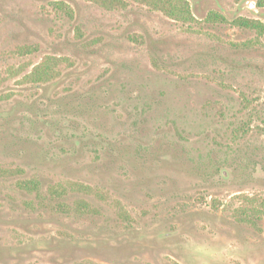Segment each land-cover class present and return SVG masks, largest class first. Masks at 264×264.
<instances>
[{"label": "rangeland", "instance_id": "obj_1", "mask_svg": "<svg viewBox=\"0 0 264 264\" xmlns=\"http://www.w3.org/2000/svg\"><path fill=\"white\" fill-rule=\"evenodd\" d=\"M184 1L0 0V264H264V9Z\"/></svg>", "mask_w": 264, "mask_h": 264}, {"label": "trees", "instance_id": "obj_2", "mask_svg": "<svg viewBox=\"0 0 264 264\" xmlns=\"http://www.w3.org/2000/svg\"><path fill=\"white\" fill-rule=\"evenodd\" d=\"M92 2L106 10H117V9H127L132 4H140L149 7L155 11H159L166 15L167 17L179 21L183 24H190L194 21L192 16L190 5L184 0H85ZM258 8L264 9V0H258ZM212 21L226 22L227 20L222 16H212L210 18ZM232 25L249 31L256 32L258 38L264 35V24L257 20H251L247 18H237L233 20ZM63 60L47 58L43 63L37 66L32 74L28 76L32 83H45L56 78L57 69L61 65ZM21 188L28 193H35L36 196L40 195V186L36 180L24 181L21 183ZM67 190L64 188H54L49 190V195L51 200L56 204V208L61 210H70L71 207L65 205L59 200L64 199L67 195ZM78 212H90L91 206L87 201L80 200L77 202ZM242 214L246 215L247 220L255 224V220L264 216V199L260 202V208H253L247 215V211L239 210ZM241 214V215H242Z\"/></svg>", "mask_w": 264, "mask_h": 264}]
</instances>
